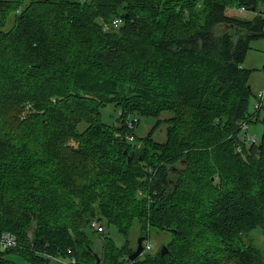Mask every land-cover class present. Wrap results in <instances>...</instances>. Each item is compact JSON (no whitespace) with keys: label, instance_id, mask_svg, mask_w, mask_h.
<instances>
[{"label":"trees","instance_id":"16d2710c","mask_svg":"<svg viewBox=\"0 0 264 264\" xmlns=\"http://www.w3.org/2000/svg\"><path fill=\"white\" fill-rule=\"evenodd\" d=\"M241 7L253 18L226 13ZM263 36L264 0H0V235L17 242L0 264H264L244 240L264 234V106L243 68ZM129 115L164 125L163 141L137 124L127 141ZM92 219L125 237L136 224L143 244L166 232L167 252L128 261L136 247Z\"/></svg>","mask_w":264,"mask_h":264},{"label":"rangeland","instance_id":"374dc122","mask_svg":"<svg viewBox=\"0 0 264 264\" xmlns=\"http://www.w3.org/2000/svg\"><path fill=\"white\" fill-rule=\"evenodd\" d=\"M226 13L233 17H237L243 20H250L253 18L254 13L252 11L238 12L235 9H227ZM243 68L249 70L248 85L251 89L252 96L250 99V108L254 109L253 103L260 98V93L264 92V36L250 41V50L248 51L246 58L243 62ZM264 98V94H263ZM264 103V100H263ZM117 111L112 106L103 108L100 112V119L102 123L107 125H112L116 122ZM165 116H163L164 118ZM155 124V119L140 117L139 123L136 125L134 133L137 139H145L147 136H150L155 141H163L165 135V126L159 124L158 128H152ZM262 126L260 124H248V135H255L257 138H260L262 133ZM133 143V142H131ZM139 146V145H138ZM181 165V164H179ZM212 179V178H211ZM103 236H107L111 241L117 246L121 247L124 242L128 239L129 243L136 247L138 236V226L136 224L130 229L128 237H125L118 231L117 226L106 224ZM89 238L92 243V246L101 252V247L103 244V239L100 238V235L97 233H89ZM245 243L250 242L252 245H255L264 250V234L260 229L252 231L249 235L244 237ZM149 241L153 246L151 253L157 252L165 243L168 241V236L166 232L158 233L155 230L150 231ZM3 249V248H2ZM142 259V255L138 258ZM12 260L20 264L22 260L14 256ZM50 264H57L54 261H51Z\"/></svg>","mask_w":264,"mask_h":264},{"label":"built area","instance_id":"2783aa9c","mask_svg":"<svg viewBox=\"0 0 264 264\" xmlns=\"http://www.w3.org/2000/svg\"><path fill=\"white\" fill-rule=\"evenodd\" d=\"M238 12H244L245 9L243 7L237 9ZM122 24V18L116 17L114 18L109 25L104 26V29L107 30L109 27L117 28ZM263 94L264 92L260 93V98L255 102L254 104V110H259L262 106V99H263ZM124 124L126 125V128L128 132L125 134V139L129 142H134L135 137L131 132H133L135 125L137 124V116L135 115H129L125 121ZM241 137L240 139L244 141L248 145H253V144H258L259 139L253 135L249 136L247 131H248V123L246 121L241 123ZM237 151H240V146L237 147ZM89 229L91 231L97 232V233H102L104 232V225L101 221L97 219H92L89 223ZM17 246V242L15 237L10 234V233H2L0 235V248L3 249H8V248H15ZM153 249L152 244L150 241H145L143 244V253H148L151 252ZM54 262L57 264H76L75 259L70 257V258H65V257H58V258H52Z\"/></svg>","mask_w":264,"mask_h":264},{"label":"water","instance_id":"95a60500","mask_svg":"<svg viewBox=\"0 0 264 264\" xmlns=\"http://www.w3.org/2000/svg\"><path fill=\"white\" fill-rule=\"evenodd\" d=\"M261 147V145H259V148ZM213 180V178H212ZM143 241H144V237H139L137 239V242H136V248L135 250L128 256V261H135L137 258H139L142 253H143ZM159 252L161 255H163L164 253L167 252V248L165 245H163L160 249H159ZM94 257L96 258V263H99V257L97 255V253H94L93 254Z\"/></svg>","mask_w":264,"mask_h":264},{"label":"crops","instance_id":"0c3cea01","mask_svg":"<svg viewBox=\"0 0 264 264\" xmlns=\"http://www.w3.org/2000/svg\"><path fill=\"white\" fill-rule=\"evenodd\" d=\"M263 100H264V98L262 99V106H264ZM253 104H255V102Z\"/></svg>","mask_w":264,"mask_h":264}]
</instances>
